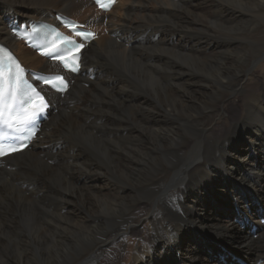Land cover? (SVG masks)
<instances>
[{
  "label": "bare ground",
  "instance_id": "1",
  "mask_svg": "<svg viewBox=\"0 0 264 264\" xmlns=\"http://www.w3.org/2000/svg\"><path fill=\"white\" fill-rule=\"evenodd\" d=\"M56 13L99 39L71 89L52 94L56 112L31 148L0 164V264L264 260V207L232 204L264 200V87L242 75L264 62V0H120L109 13L90 0H0V41L27 68L56 72L8 28ZM182 55L215 61L191 58L218 75L185 71ZM150 71L164 87H139ZM237 97L243 111L230 119Z\"/></svg>",
  "mask_w": 264,
  "mask_h": 264
},
{
  "label": "rangeland",
  "instance_id": "2",
  "mask_svg": "<svg viewBox=\"0 0 264 264\" xmlns=\"http://www.w3.org/2000/svg\"><path fill=\"white\" fill-rule=\"evenodd\" d=\"M179 3V2H178ZM182 2H180L179 3V5H178V8H179V11L182 13V14H185V13H187L188 11H187V9L185 8V6H183L182 4H181ZM119 14L120 15H122L123 13H125V8H120L119 9ZM257 13H259L260 14V12H257ZM186 15V14H185ZM255 20V19H254ZM256 21V20H255ZM182 22H185V21H182ZM255 24H256V22H255ZM247 24H243V25H241V30L239 31V33L240 34H242V35H245V36H247L245 33H244V31H242V30H244V29H247ZM215 27L217 28V30L221 33H223V30L225 29L224 27H222V25L221 24H215ZM190 30H192V29H186L185 31H190ZM235 31H237V30H230V31H224V34H226L227 32H229V33H232V34H234V32ZM247 41L249 42V48H252L253 46H254V44L256 43V41H255V39H253V38H248L247 39ZM191 58H193V60H196V59H194V58H196L195 56H178V58H177V60L179 61V63L184 67V69H185V71H193V72H195V71H198V72H200V73H202V74H204V75H202L204 78H206V76L208 77V78H210L209 80L211 81V79L213 78V77H215V76H217L218 75V71H219V69H217L216 67L215 68H205V67H200V66H198L199 64H196L197 62H202V63H208V62H206V61H210V60H206V61H202V58L200 59V60H196L197 62H195V61H193ZM197 59H199V58H197ZM211 63H213V62H215V61H210ZM196 64V65H195ZM257 69L256 70H253V72H251V73H249V67L248 66H246V67H244V70L242 71V75L243 76H245V78H246V81L248 80V82H247V87L249 88V90H255V89H257V90H261L263 87H264V62L261 64L260 63V61H258L257 63ZM194 66V67H193ZM196 68H199V69H196ZM193 69V70H192ZM209 69V70H208ZM246 69H248V72H247V70ZM246 71V72H245ZM218 72V73H217ZM246 73V74H245ZM211 76V77H210ZM154 77V78H153ZM148 78L150 79V78H152L153 80H150V81H148L147 82V80H145L144 82H146V83H143L141 80H138L139 81V87H164L165 85H164V82L162 81V80H165V78H166V76H162V75H160V74H157V73H155V72H153V71H150V73H149V76H148ZM161 80V81H160ZM169 80V79H168ZM170 82V81H169ZM182 84V83H181ZM179 84V86L178 87H181V86H183L184 84ZM146 85V86H145ZM137 91L139 92L140 90L139 89H137ZM141 92V91H140ZM238 98H239V100H238ZM232 106L230 107V119H233L234 117L236 118V117H239L240 116V114L242 113V111H243V104H242V98L241 97H237L236 99H233L232 100V104H231ZM232 116V117H231ZM230 126H231V122L228 120L227 122H225V123H223V124H221L220 125V127H219V130H221V132L222 133H225L229 128H230ZM244 129H241L239 132H238V136L240 135V133H242V131H243ZM220 132V131H219ZM59 152V151H58ZM57 152V153H58ZM54 154H56V153H54ZM251 198V199H250ZM244 202V203H261V206L262 207H264V200H262V199H259V198H257L255 195H252V196H250V197H247L246 196V198H245V195H240V196H238L237 197V199H232V204H233V209H234V207H235V204L236 203H239V202ZM237 205V204H236ZM233 211V210H232ZM235 211V210H234ZM234 211H233V213H234ZM202 239L201 238H198L197 240H196V242L197 241H201ZM203 241H207V240H203ZM209 251H210V249L208 248V247H203V248H201L200 249V252H203L204 253V255H203V257H205L206 256V254H208L209 253ZM214 253H212L211 255H209V256H211L212 258H214V260L216 259L215 257H214ZM246 259L248 260V261H251V260H249V258L246 256ZM204 264V263H203ZM206 264V263H205Z\"/></svg>",
  "mask_w": 264,
  "mask_h": 264
},
{
  "label": "snow or ice",
  "instance_id": "3",
  "mask_svg": "<svg viewBox=\"0 0 264 264\" xmlns=\"http://www.w3.org/2000/svg\"><path fill=\"white\" fill-rule=\"evenodd\" d=\"M97 4L104 10H108L109 6L111 4L115 3V0H96ZM75 35L80 37L82 41L88 40L89 38H94V33L91 32H75ZM63 43L66 46L64 51L61 52L59 48H57L56 51V59H59L63 64L65 68H69L71 70H76L79 66V54L81 50L85 47L84 43H76L73 40H70L68 38H63ZM68 45H71V47H67ZM0 52H4L3 49H0ZM47 54V53H46ZM7 59L11 62H15L11 55H8ZM19 67V65H17ZM55 81L58 83L52 84L53 87H57L60 91H64L67 89L68 85L64 81V78L62 76H56ZM45 83H52V81H45ZM32 91L35 93L36 97L39 99V107L43 108L44 106V97L40 95L39 92L36 91L35 88L32 89ZM31 100V98H29ZM29 101L22 100V103H28ZM35 107V105H34ZM36 115L35 112L28 113L27 116L24 117V122H29L34 116ZM27 147V144H6L5 142L0 141V157H4L13 153H16L18 151H22Z\"/></svg>",
  "mask_w": 264,
  "mask_h": 264
}]
</instances>
